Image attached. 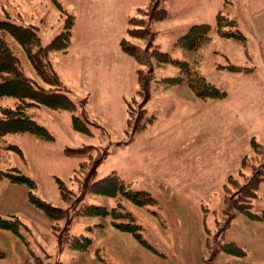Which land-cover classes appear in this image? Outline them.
Instances as JSON below:
<instances>
[{
  "label": "rangeland",
  "instance_id": "obj_1",
  "mask_svg": "<svg viewBox=\"0 0 264 264\" xmlns=\"http://www.w3.org/2000/svg\"><path fill=\"white\" fill-rule=\"evenodd\" d=\"M152 1L150 6L157 5L154 3L158 1V8L169 14L167 20L152 24L153 43L174 59L187 61L194 76L200 75L225 90L227 97L200 100L190 90L185 72L172 65L157 66L158 80L179 75L184 82L169 88L154 83L146 108L155 116V121L145 132L129 138L126 144V101L136 98L137 65L120 50L119 42L125 36L128 19L137 16L139 9L147 10L148 0H11L5 17L17 24L36 27L43 45L61 33L66 19L64 12L74 16L69 47L64 52L51 53L49 60L63 84L71 90L70 98L75 102L86 98L88 118L104 131L91 126L92 136L83 135L73 130L68 112L43 106L29 109L28 114L46 127L54 139L41 141L30 134L6 136L0 142V171L17 168L36 182V196L67 208L60 199L56 179L78 195L74 170L79 160L64 156V149L83 145L108 148L109 155L99 166L97 179L116 172L130 188L149 192L157 202L154 206L137 207L123 201L124 212L130 213L132 219L118 221H133L140 226L142 237L159 257L163 253L168 257L156 264H243L250 256L256 262L261 261L264 221H250L229 208L225 185L229 176L236 183L242 182L239 172L243 158H248L247 166L256 165L260 160L249 147L245 124L258 119L257 115H264V0ZM17 12L21 15L17 16ZM218 15L227 18V22L235 20L236 29L246 41L221 38L216 31ZM5 17L0 15V19ZM199 24L211 26L208 43L189 52L173 48L192 25ZM6 38L26 75L41 84L21 46L10 35ZM228 64L251 68L254 74L219 68ZM253 139L264 149V135L256 134ZM8 144L17 145L23 157L5 150ZM18 186L13 188L17 193L0 192V200L11 198L9 205L0 203V215L14 213L28 226L32 237L23 233L29 242L25 245L14 234L0 230V234H10L0 235L3 254L0 260L9 257L2 247H7L4 245L9 241L7 236H13L40 264H57L58 257L52 251L57 249L58 237L63 239L67 225L65 221L58 222L54 230L53 223L28 203L27 186ZM228 186L230 197L235 187ZM259 193L264 200V184ZM84 203L102 205L108 210L115 204L108 198L92 195L86 196ZM262 204L259 202L254 207L255 213H262ZM231 214L235 218L224 243L234 242L249 254L240 258L217 253L210 260L220 239V229ZM112 221L111 216L81 219L69 226V232L86 235L93 242L97 233L118 231ZM87 226H93V232H87ZM10 247L6 250L14 256ZM11 261L17 264L15 258ZM4 264L11 262L4 261ZM253 264H264V261Z\"/></svg>",
  "mask_w": 264,
  "mask_h": 264
},
{
  "label": "trees",
  "instance_id": "obj_2",
  "mask_svg": "<svg viewBox=\"0 0 264 264\" xmlns=\"http://www.w3.org/2000/svg\"><path fill=\"white\" fill-rule=\"evenodd\" d=\"M165 1V0H163ZM153 1L148 0L147 10L139 9L137 16L130 17L127 21L125 36L120 40V50L131 57L137 65V92L136 98L126 101V130L129 138L145 132L154 123L155 116L149 114L146 108L151 100L154 83H161L164 88L181 85L184 82L182 77H163L159 80L156 77V67L172 65L185 72L189 78L188 86L193 94L200 100H223L227 97V92L205 80L200 75L194 76L190 72L189 64L185 60L174 59L170 53L159 50L153 43L154 32L152 24L165 21L169 14L165 9L158 8V1L150 6ZM66 19L62 26V31L54 37L48 44L43 45L37 28L27 24H17L6 17L0 19V142L8 135L30 134L41 141H52L54 137L46 127L38 124L28 110L35 107H46L52 111H63L71 114V125L75 132L92 136L91 126L98 127L97 122L88 118L85 111L86 98L75 102L70 98L71 90L67 88L49 60L50 54L64 52L70 45L71 33L75 24V18L64 12ZM223 15L217 16L216 31L221 38L234 39L245 42L246 37L236 29V21L228 20ZM233 29V32L225 31ZM211 26L208 24L192 25L187 32L181 36L173 45L174 49L189 52L199 46L209 42ZM6 35H10L22 48L36 76L40 80L39 84L34 78L28 77L24 71L21 60L15 55ZM141 44H139V43ZM233 73L249 74L253 69L228 64L220 66ZM137 106V110L134 106ZM80 107V108H79ZM250 147L260 158L256 165L247 166L248 158H243L240 165V175L242 182L236 183L232 176L228 177L226 200L229 208L234 209L239 215L254 222L264 221V212L255 213V202L259 199L257 193L261 184L264 183V149L259 146L255 139H251ZM7 151H13L23 157L22 150L15 144H8ZM96 153L93 155V153ZM64 156L79 160L76 170H74L75 182L78 184V195L67 189L64 182L56 179L61 201L68 205L67 208L57 207L52 203L41 199L34 194L37 188L36 182L30 177L21 173L17 168L0 171V179H5L11 184L25 185L28 188L27 200L33 207L41 211L45 217L53 223L56 230V223L65 221L67 229L64 237H58V251H62L65 246L72 251L87 252L91 246L90 237L79 234L73 235L69 232V226L73 222L92 217H108L113 219V228L129 233L145 249L161 256L153 246H151L141 234V227L134 225L133 221L122 223L121 219H132L130 213L124 212L122 202H128L137 207H147L156 205L155 198L147 191L133 190L118 173L111 172L101 179H97L99 166L109 155L108 148L101 149L93 145H83L77 148H65ZM252 161L251 163H253ZM244 169H249L245 172ZM229 184H232L234 192L230 194ZM100 196L110 199L114 204L110 210L102 205L86 204V196ZM234 214H231L227 224L220 229V239H217L216 250L212 252L210 260L217 253H225L235 257L246 258L249 254L244 248L234 242L224 243L225 235L230 229ZM0 230L7 231L18 237L25 245L29 242L24 236V232L30 234L31 230L22 220L15 215L0 216ZM87 232H93V226H87ZM3 254L0 252V259ZM40 261V260H39ZM57 264H60L58 262Z\"/></svg>",
  "mask_w": 264,
  "mask_h": 264
},
{
  "label": "crops",
  "instance_id": "obj_3",
  "mask_svg": "<svg viewBox=\"0 0 264 264\" xmlns=\"http://www.w3.org/2000/svg\"><path fill=\"white\" fill-rule=\"evenodd\" d=\"M11 0H0V15L5 17L7 12L6 8H8V4ZM26 1V0H25ZM17 16L21 15L19 12L16 13ZM6 18V17H5ZM249 74H254L253 72ZM256 77V76H254ZM247 82V81H246ZM253 84H256L258 88H261L260 84H257L255 81H251ZM246 103V102H245ZM254 112V111H252ZM235 114V113H233ZM236 118L237 115L235 114ZM256 117H259L258 119L251 120L250 122H246L245 124V130L247 131L248 137L247 142L250 147V139L255 137L256 134H260L261 136L264 135V115L260 117L257 115ZM234 119V117H233ZM243 157H241L242 159ZM264 184V183H263ZM261 184V185H263ZM260 185V188H261ZM20 186L11 184L5 179H0V192L3 191L1 194H8L12 192V194L15 192L14 189H18ZM14 188V189H13ZM260 188L258 190V193L260 191ZM260 193H259V199L255 203L258 205V203H262V207L264 208V200H261ZM11 202L7 198L1 199L0 203H4L5 205H9ZM7 212V211H6ZM261 212H264L262 210ZM14 213L8 212L1 214L0 216H10ZM16 216V215H15ZM3 234L0 235H10L6 234L7 232H2ZM13 236H7L9 239L6 245L7 247H10L9 245H13L9 248L11 253H14V256H11L9 252H7L6 248L2 249L7 253L9 257H6L2 260H0V264H4V261L11 262L12 264V258H15L17 264H40L38 261H36L30 252H28L18 240L15 238H12ZM264 238V237H263ZM264 240V239H263ZM2 245V243H0ZM264 245V241H263ZM92 248L89 249L88 252H79V251H72L69 249H63L62 251H58L57 249L53 252H55L56 256L58 257V261L60 264H156L157 261H166L168 258L164 253L162 257L155 256L153 253L146 250L144 247H142L132 236L129 235V233H122L118 231L109 230L108 233H97V236L95 237V240L92 242ZM1 248V247H0ZM97 248V249H96ZM171 249V246H170ZM264 253V252H263ZM170 254V253H169ZM258 261V260H257ZM264 261V255L263 260ZM258 261V262H261ZM252 258V256L247 257V259L244 260L243 264H253L258 263ZM159 263V262H157Z\"/></svg>",
  "mask_w": 264,
  "mask_h": 264
}]
</instances>
